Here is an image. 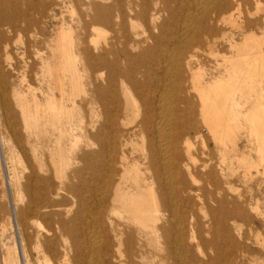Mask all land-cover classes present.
<instances>
[{
    "label": "bare ground",
    "instance_id": "bare-ground-1",
    "mask_svg": "<svg viewBox=\"0 0 264 264\" xmlns=\"http://www.w3.org/2000/svg\"><path fill=\"white\" fill-rule=\"evenodd\" d=\"M29 1L11 0L0 24L27 32L18 4ZM71 2L76 37L67 26L34 43L37 87L21 71L6 81L0 65L1 108L10 90L16 109L4 122L51 152L16 213L25 237L35 233L34 263L264 262L241 233L258 208L236 184L242 134L264 163V0ZM18 263L8 250L3 264Z\"/></svg>",
    "mask_w": 264,
    "mask_h": 264
},
{
    "label": "rangeland",
    "instance_id": "rangeland-1",
    "mask_svg": "<svg viewBox=\"0 0 264 264\" xmlns=\"http://www.w3.org/2000/svg\"><path fill=\"white\" fill-rule=\"evenodd\" d=\"M3 2L4 5L2 6L0 4V9L5 8L12 14L14 12V6L11 5L13 4L11 0H4ZM18 7L23 12H26L25 17L30 26L27 32L18 31V33L15 32L14 34L13 31L7 30L0 24V63H2L0 65H3L2 68L4 67L3 73L6 75L3 74V76L6 81L9 82L15 79L17 77L15 73L21 71L25 73L24 75L27 83L33 87H37L34 74L39 71V63L35 58V54L36 51H40L42 47L34 43L44 40L46 45H49L54 39L56 31L61 27L67 26L72 28L73 35L76 37L78 26L77 6L73 4L71 0H31L29 2L19 3ZM44 16L47 18L45 19ZM17 25L21 29L25 28V23L21 20ZM42 33L43 35H41ZM257 34L260 35L258 31ZM7 38H9V42ZM6 43L9 45H6ZM16 43L19 44L16 45ZM43 51L45 55L47 54V56L50 57L49 49H43ZM33 64L36 65L34 66ZM212 67L211 64H208L206 67L210 73L213 72L211 69ZM261 86L264 88V85ZM7 93V113L4 108H1L3 105L0 97V264H3L8 250L13 252L14 260H16L17 263L19 262L18 264H26V261H32L33 264H35L34 259L36 258V254L34 250L37 245L35 233L33 232L32 234V232L28 231V237H25V233L23 234L22 230L19 228L16 213L18 209L27 206L29 196H31L34 189L30 181L32 172L34 171L40 175L42 174L39 170L41 162L43 164L45 163L47 166L46 170L50 172L52 167L50 160L51 152L49 149L42 147V144H36L33 138H28L24 133L22 125H19L16 129L19 139H15V132L4 122L6 115L12 118L16 115L11 91L7 90ZM203 134L206 136L205 132H203ZM239 145L246 156L243 158L244 161L237 164V188L242 194L243 200L251 201V206L253 208H258L256 210L249 209L248 216L250 218V223H240L241 233L249 239L248 244L253 250L260 251L264 254V163L261 162L260 155L255 151V146H251L246 142L244 134L240 136ZM195 147L197 154H199L200 146L197 141L195 142ZM198 158H201V156L198 155ZM215 161H218V156H215ZM260 164H262V166H259ZM249 166L253 167L250 168ZM256 166H258L259 173H256V169L254 168ZM248 169L251 170L250 173L252 178L246 180L243 175ZM19 198L21 199L19 200ZM194 216L199 221H203L204 217L206 218L208 216V212L198 208L195 209ZM37 222L44 228L49 227L48 222L44 220H37ZM252 222H254V224ZM257 226L259 230L256 229ZM257 231L260 232L261 236H257ZM205 238L209 240L210 236L205 235ZM42 241L43 240H41V242ZM205 254L211 256L212 252L210 250H205ZM41 261L42 259H40V262ZM243 264H264V262L253 255L246 256L243 259Z\"/></svg>",
    "mask_w": 264,
    "mask_h": 264
}]
</instances>
